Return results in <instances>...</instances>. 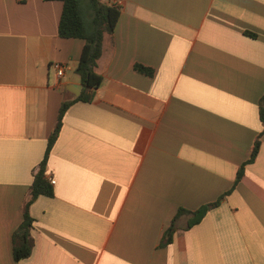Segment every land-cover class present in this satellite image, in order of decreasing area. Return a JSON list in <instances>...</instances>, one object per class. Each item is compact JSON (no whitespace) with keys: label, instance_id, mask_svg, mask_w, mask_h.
Returning a JSON list of instances; mask_svg holds the SVG:
<instances>
[{"label":"crops","instance_id":"0c3cea01","mask_svg":"<svg viewBox=\"0 0 264 264\" xmlns=\"http://www.w3.org/2000/svg\"><path fill=\"white\" fill-rule=\"evenodd\" d=\"M103 1L120 13L101 84L64 113L45 166L53 195L28 206L32 250L14 261L60 104L77 97L66 86H81L84 41L58 36L61 1L0 0V264H264V132L233 187L263 127L264 0ZM219 199L189 229L178 218L159 247L179 208Z\"/></svg>","mask_w":264,"mask_h":264},{"label":"trees","instance_id":"16d2710c","mask_svg":"<svg viewBox=\"0 0 264 264\" xmlns=\"http://www.w3.org/2000/svg\"><path fill=\"white\" fill-rule=\"evenodd\" d=\"M58 1L62 3L57 27L58 36L60 38H78L84 41L77 66L74 70L82 89L77 97L65 99L60 104L56 124L48 136L42 161L39 164L37 172L33 176V180L29 187L28 199L23 205L22 221L11 236L12 258L14 261L26 259L31 253L33 246V239L31 236L33 219L28 214V206L40 195L46 197H52L53 195L52 186L45 177V166L48 155L57 139L58 132L62 125V118L67 108L77 101L90 102L94 97V91L100 86L102 78L95 71L97 60L102 53L103 39L106 35H111L113 33L115 23L120 13L117 6L108 5L103 0ZM133 68L136 72L146 76H151L153 73L150 68H146L139 64H135ZM258 117L263 126L262 131L253 143L250 157L238 168L233 187L243 176L244 166L252 162L258 152L259 138L264 132V94L258 102ZM220 199L202 205L193 211L179 208L172 218L170 227L167 230L169 234L164 235L159 247H164L171 243L172 233L175 229L174 222L178 218L182 215L189 216L185 226V229H189L198 224L206 212L218 206Z\"/></svg>","mask_w":264,"mask_h":264},{"label":"built area","instance_id":"2783aa9c","mask_svg":"<svg viewBox=\"0 0 264 264\" xmlns=\"http://www.w3.org/2000/svg\"><path fill=\"white\" fill-rule=\"evenodd\" d=\"M50 66L55 71V74H56L57 77H60V76L63 75L65 66L60 65L58 63H52ZM48 182L51 185H53L55 183V181L53 179H50Z\"/></svg>","mask_w":264,"mask_h":264},{"label":"water","instance_id":"95a60500","mask_svg":"<svg viewBox=\"0 0 264 264\" xmlns=\"http://www.w3.org/2000/svg\"><path fill=\"white\" fill-rule=\"evenodd\" d=\"M82 89V86H73V85H67L66 90L73 94L74 96H78L80 91Z\"/></svg>","mask_w":264,"mask_h":264}]
</instances>
